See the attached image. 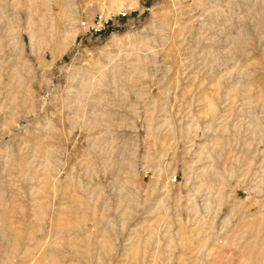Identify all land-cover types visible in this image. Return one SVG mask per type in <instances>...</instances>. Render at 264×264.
<instances>
[{
  "label": "rangeland",
  "instance_id": "1",
  "mask_svg": "<svg viewBox=\"0 0 264 264\" xmlns=\"http://www.w3.org/2000/svg\"><path fill=\"white\" fill-rule=\"evenodd\" d=\"M0 264H264V0H0Z\"/></svg>",
  "mask_w": 264,
  "mask_h": 264
},
{
  "label": "built area",
  "instance_id": "2",
  "mask_svg": "<svg viewBox=\"0 0 264 264\" xmlns=\"http://www.w3.org/2000/svg\"><path fill=\"white\" fill-rule=\"evenodd\" d=\"M127 13L122 12L117 15H96L93 19L82 21L80 28L87 36L98 37L107 34L116 24L127 17Z\"/></svg>",
  "mask_w": 264,
  "mask_h": 264
}]
</instances>
